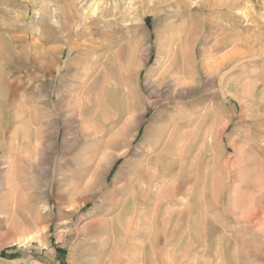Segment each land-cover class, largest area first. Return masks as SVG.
I'll list each match as a JSON object with an SVG mask.
<instances>
[{"label": "rangeland", "instance_id": "1", "mask_svg": "<svg viewBox=\"0 0 264 264\" xmlns=\"http://www.w3.org/2000/svg\"><path fill=\"white\" fill-rule=\"evenodd\" d=\"M130 1L136 21L117 0L86 26L87 0H0V88L27 98L0 139V161L27 146L0 186V264H264V0ZM179 117L181 171L150 127ZM153 155L165 200L145 203Z\"/></svg>", "mask_w": 264, "mask_h": 264}, {"label": "bare ground", "instance_id": "2", "mask_svg": "<svg viewBox=\"0 0 264 264\" xmlns=\"http://www.w3.org/2000/svg\"><path fill=\"white\" fill-rule=\"evenodd\" d=\"M49 1V0H48ZM84 0H80V2H83ZM101 1V0H100ZM107 1H110V5L112 4L113 5V7L111 8L110 7V11H108V10H106V9H103L102 7L103 6H105V7H107V5L109 4V2L107 3ZM117 1V0H116ZM116 1L115 0H103V2H104V4L102 5V7H100V2L99 1H96V0H87V2L85 3V4H89V5H91V7L89 8V9H82L81 10V16L83 17V18H85L86 16H90V18H88V20L87 21H85V25L87 26V25H95V26H98V25H100L101 24V20H105V19H108V18H115V16L117 15V14H114V11L116 10V5H117V3H116ZM173 1V0H172ZM237 1V0H236ZM124 2V1H123ZM166 2H168V1H166ZM231 2V1H230ZM49 3V2H48ZM145 3V2H144ZM44 4V3H43ZM82 4V3H81ZM230 4H236L235 3V0H232V2L230 3ZM47 5V4H46ZM125 5H127V8H126V10L123 12V13H119L118 14V16L119 17H126V16H132V22H134V21H136L137 20V13H138V10L134 7V6H132V3H131V1L129 0H125ZM57 6V5H56ZM89 7V6H88ZM145 8V7H144ZM61 10L63 9V7H61L60 8ZM54 11H55V8L53 9ZM144 10V9H143ZM50 11H52V10H50ZM54 11H52V12H54ZM51 12V13H52ZM134 12V15H132V13ZM237 12V11H236ZM239 12V11H238ZM90 19V20H89ZM53 22V21H52ZM54 23V22H53ZM129 24V23H128ZM84 25V26H85ZM130 25V24H129ZM58 26V25H57ZM85 26V27H86ZM99 27H101V26H99ZM72 29H74L73 27H71ZM71 28H69L70 30H71ZM49 29V28H48ZM130 29H131V26H130ZM75 30V29H74ZM84 30V29H83ZM104 30V29H103ZM68 31V30H67ZM69 32V31H68ZM100 32H102L101 30H100ZM69 34V33H68ZM74 34V33H73ZM76 34H77V32H76ZM76 34H74V35H76ZM82 35V34H81ZM76 37V36H75ZM91 37V36H90ZM86 38V37H85ZM133 64V63H132ZM131 66V65H130ZM132 68V67H131ZM136 68V67H135ZM132 71V70H131ZM127 72H129L130 73V67H128L127 68ZM129 73H127V74H129ZM167 73V72H166ZM163 74V73H162ZM164 75V74H163ZM166 75V74H165ZM16 76H18V75H16ZM184 78V77H183ZM4 79V78H3ZM20 79V78H19ZM166 79V78H165ZM179 81V80H178ZM175 83V81H173V80H168V81H166L165 82V87H167V88H169V87H171L173 84ZM18 84V83H17ZM19 85V84H18ZM17 88V87H16ZM13 91H15L16 92V89L15 90H13ZM18 93V92H17ZM17 93H14L12 96L9 94V92H8V90H6L5 88L4 89H2V88H0V139L1 138H4L3 136L4 135H6L5 133V129H6V127L9 125V123H10V116H9V114H7V113H9V110L11 109V108H15V109H17V107L18 106H22L23 105V103H24V101L25 100H27V98L25 97V96H23V99L24 100H20V101H18V99H17ZM20 93H24L25 94V91H22V92H20ZM19 93V94H20ZM18 94V95H19ZM24 94H22V95H24ZM66 95V94H65ZM56 96V95H55ZM59 96V95H58ZM19 97V96H18ZM22 97V96H21ZM57 97V96H56ZM71 97V96H70ZM43 98H45L44 96H43ZM66 99H67V97H65ZM73 98V97H72ZM20 99V98H19ZM64 99V98H63ZM69 99V98H68ZM43 102L42 103H44L45 104V107H47V109H49V108H51V107H53L52 106V104H53V101H52V98H45V99H43L42 100ZM64 101V100H63ZM65 102H66V100H65ZM69 102V101H68ZM73 102H75V100H72V102L71 103H73ZM60 103V102H59ZM64 103V102H63ZM56 104V103H55ZM66 104V103H65ZM162 108V107H161ZM159 110H160V108H155V112L157 113L158 112V114L159 115H161V117H160V119H162V114L159 112ZM19 112V111H18ZM37 112V111H36ZM155 113V114H156ZM70 114H72V112L70 113ZM69 114V115H70ZM146 114H147V108L146 109H144L143 110V112L141 113V118L142 119H144L145 117H146ZM181 114V113H180ZM47 116H48V113L46 114ZM69 115L67 116V117H69ZM16 115H14V117H15ZM44 116V117H43ZM19 117V116H18ZM17 116L14 118V119H17L18 118ZM20 117H21V119H23L24 120V122H26L25 120H27V119H30L32 122H34V121H37L38 119H40V118H45V113H43V112H37V113H32V114H29V113H22V115H20ZM53 117V116H52ZM62 117H64V116H62ZM180 117H179V119L177 118V122H179L178 123V125H176L174 128H171V130H164L163 129V125L162 124H156V125H154V126H150L151 128H152V130H153V132L155 131V132H157L158 133V135L157 136H159L160 135V137L162 136V134H165V132L166 133H168V136H169V138H170V147H169V155H170V159H173L174 158V163H173V166L174 167H177L180 171H181V169H182V167H184L183 166V161H182V154H183V152H184V147H183V138L185 139V137H184V123H181L180 121ZM187 120H190V119H187ZM174 121H176V120H174ZM17 122V121H16ZM190 122V121H189ZM25 124H27V123H25ZM167 124V123H166ZM28 125V124H27ZM33 127V126H32ZM40 128V127H39ZM38 128V129H39ZM168 128H169V126H168ZM22 130V129H21ZM26 130V129H25ZM20 132H23V133H25L24 131H20ZM17 129H13L12 131H10L8 134H9V140L11 141L13 138H15L16 139V135H18V133H20ZM40 132V131H39ZM36 133V132H35ZM59 134V133H58ZM13 136V138H11L10 136ZM167 136V137H168ZM187 136V135H186ZM26 137V136H25ZM163 137V136H162ZM7 139V138H6ZM29 139V138H28ZM31 139V138H30ZM29 139V140H30ZM120 139V138H119ZM18 140V139H17ZM3 141V140H2ZM13 141V140H12ZM22 141H23V139H22ZM151 141V140H150ZM17 142V141H16ZM31 142V141H30ZM29 142V143H30ZM188 142V141H187ZM190 143H192V142H190ZM189 143V144H190ZM37 145V144H36ZM36 145H34V146H36ZM164 145V144H163ZM187 145V144H186ZM185 144H184V146H186ZM3 145H0V149H1V147H2ZM33 146V145H32ZM153 145L151 144V147H152ZM193 146V145H192ZM25 147H27L25 144H21V145H16V146H14V148H12V147H8L7 148V150H6V153H4V155H3V158H2V162L1 163H3V165H4V167L0 170L1 171V173L3 174V179L2 180H4L3 182H1V184H0V186L3 188V190H5V192L7 193V194H10V193H12V183L15 181L16 182V179H17V175H15L14 176V171H16L17 169H19V162H21L22 161V159H21V154L23 153V150L25 149ZM37 147V146H36ZM150 147V148H151ZM35 147L34 148H32V151H35ZM66 150V149H65ZM150 150V149H149ZM160 150H162V148L160 149ZM188 151V150H187ZM147 152V151H146ZM149 152V151H148ZM158 152H159V150H158ZM167 152V151H166ZM150 153V152H149ZM166 154V153H165ZM156 155V154H155ZM162 155V154H161ZM168 155V156H169ZM30 156V155H29ZM164 156V155H163ZM12 158H14L15 160H16V163L15 164H13L12 162H10V160L12 159ZM176 158H177V160H176ZM163 158L160 156V155H158V156H152V159H150L151 160V162L152 161H154V162H150L149 163V165H146L145 166V168H146V175H145V177L143 178V182H142V185H144V191H145V197H144V201H145V203L146 202H150L151 201V199L152 200H154V201H156L157 203L158 202H160V201H162V200H165V198H164V196H163V194L161 193L162 192V187H161V185L163 184V186H164V181L167 179V176L168 175H166V172H167V170L165 169V168H162L163 166H161V162H163V160H162ZM168 159V158H167ZM179 159V160H178ZM32 160V159H31ZM170 162V160L167 162V163H169ZM23 163V162H22ZM147 163V162H146ZM21 164V163H20ZM25 164V163H24ZM29 166V165H28ZM36 166H37V164H36ZM33 167V166H32ZM171 168V167H170ZM26 169V168H25ZM142 169V168H141ZM168 169V168H167ZM172 169V168H171ZM177 169V170H178ZM29 170V169H28ZM32 170V169H31ZM170 170V169H169ZM135 171H137V170H135ZM139 171H140V169H139ZM142 171V170H141ZM178 172V171H177ZM20 173V172H19ZM135 173V172H134ZM141 173V172H140ZM148 174H150V176H148ZM136 175V174H135ZM261 175V174H260ZM137 176V175H136ZM262 176V175H261ZM142 177V176H141ZM177 177V176H176ZM183 177V176H182ZM259 177V176H258ZM264 177V176H263ZM21 178V177H20ZM106 178V177H105ZM183 179V178H182ZM182 179H180V181H181V183L175 188V190H173V193H171V195H170V197H168V200L169 199H171L172 201H175V202H177V200H179V199H181L182 197H183V187L185 186L184 185V183H183V181H182ZM259 180V179H258ZM136 181V180H135ZM169 181V180H168ZM171 181V180H170ZM175 181V180H174ZM179 181V182H180ZM176 182V181H175ZM168 183V182H167ZM254 183V182H253ZM12 184V185H11ZM10 185V186H9ZM168 186V184L166 185V187ZM170 187V186H169ZM165 188V187H164ZM172 188V187H171ZM263 188V187H262ZM173 189V188H172ZM165 190H167V189H165ZM263 191V190H262ZM130 192V191H129ZM169 192H171V191H169ZM165 193H166V191H165ZM164 193V194H165ZM161 194V195H160ZM153 195H155V196H157L158 198H155V197H152ZM258 196V195H257ZM263 196V195H262ZM261 196V197H262ZM161 197V198H160ZM167 198V197H166ZM142 199V198H141ZM260 199V198H259ZM262 199V198H261ZM260 199V200H261ZM6 202H5V204H6V206H10L11 204H10V202H9V200L7 199V200H5ZM135 201L136 200H133V203H134V205H135ZM164 203V202H163ZM173 203V202H172ZM15 204V206H16V203H14ZM176 204V203H175ZM152 205V204H151ZM154 205H155V202H154ZM158 205V204H157ZM168 205V204H167ZM150 207H152V206H150ZM161 207V206H160ZM165 209H166V207H165ZM153 211V210H152ZM174 213V212H173ZM148 214V213H147ZM190 215V214H189ZM259 215V214H258ZM145 215H144V220H145ZM147 217H148V215H147ZM146 217V218H147ZM152 217V216H151ZM256 217V216H255ZM129 219H131V218H129ZM117 220L118 219H116V222H117ZM138 220H139V217L137 216L133 221H131V222H129V221H127V223H131V224H137V222H138ZM150 220V219H149ZM149 220H145V222L146 221H149ZM144 222V223H145ZM126 223V222H125ZM142 223V222H141ZM151 223V222H150ZM150 223H148V224H150ZM126 225V224H125ZM143 225V224H142ZM133 227L134 226H136L137 228H138V226L137 225H132ZM143 226H145V224L143 225ZM150 227V226H149ZM122 228V227H121ZM123 229H124V227H123ZM131 229V228H130ZM134 229H135V227H134ZM152 229V228H151ZM150 229V230H151ZM191 229V228H190ZM120 230V229H119ZM140 230V229H139ZM134 231V230H133ZM135 231H136V229H135ZM145 232V231H144ZM151 232V231H150ZM129 234H130V232H128ZM132 233V232H131ZM152 235V234H151ZM32 236V235H31ZM129 236H131V235H129ZM35 238V237H34ZM30 241V237H25L23 240H22V242H26V241ZM32 241V240H31Z\"/></svg>", "mask_w": 264, "mask_h": 264}]
</instances>
